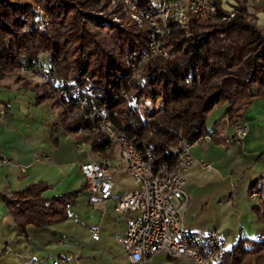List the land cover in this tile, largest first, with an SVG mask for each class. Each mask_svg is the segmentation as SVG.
I'll use <instances>...</instances> for the list:
<instances>
[{"label":"trees","instance_id":"obj_1","mask_svg":"<svg viewBox=\"0 0 264 264\" xmlns=\"http://www.w3.org/2000/svg\"><path fill=\"white\" fill-rule=\"evenodd\" d=\"M235 1L229 10L215 0L216 15L194 17L186 25L172 23L163 37L171 55L150 56L142 70L134 73L127 59L146 50L148 25L112 23L97 14L94 0H0V88L13 77L19 87L36 93L38 103L61 109L57 125L78 141L90 143L95 153L106 151L110 146L104 135L78 134L82 117L75 105L67 109L57 99L53 81L44 80L42 73L37 75L41 83L32 82L21 72L23 61L41 58L56 77L77 83L90 80L95 89L90 103L106 108L113 125L140 152L150 149L159 162L174 164L173 149L182 141L193 144L209 134L219 142L217 130L207 128L217 106L229 105L227 123L233 126L243 122L253 102L264 98V24L258 16L264 14V0ZM38 7L45 9L48 24L43 23ZM122 90L128 93L127 99L117 97ZM263 184L254 183L250 193H262ZM49 188L33 183L12 195L0 192L20 232L27 233L30 224L49 227L69 218L78 191L48 199L43 193ZM254 209L264 221V203ZM219 264H264V241L240 239L226 249Z\"/></svg>","mask_w":264,"mask_h":264},{"label":"crops","instance_id":"obj_2","mask_svg":"<svg viewBox=\"0 0 264 264\" xmlns=\"http://www.w3.org/2000/svg\"><path fill=\"white\" fill-rule=\"evenodd\" d=\"M227 2L236 4L235 0ZM26 78L42 82L37 75ZM1 97L7 113L0 121V192L12 195L33 183H45L50 186L43 193L48 199L74 191L78 196L67 220L49 227L30 224L27 233L20 232L0 199V264H50L58 258H66L67 264H133L124 239L133 216L117 212L116 204L136 184L119 147L95 153L90 143L78 141L56 124L61 109L38 103L36 93L19 87L13 77L5 80ZM228 108V104L217 106L207 120L208 130H217L219 142L192 144L194 161L184 186L190 199L186 227L198 232L216 230L226 249L240 239L254 241L264 232V221L254 209L264 203V197L252 199L250 193L254 183H264V98L253 102L245 112L243 122L248 134L240 143L232 140ZM101 156L111 159L109 175L116 184L107 200L88 189L80 169L82 162ZM203 163L210 167L204 168ZM94 230L99 233L98 239L92 237ZM142 264L196 263L160 252Z\"/></svg>","mask_w":264,"mask_h":264},{"label":"built area","instance_id":"obj_3","mask_svg":"<svg viewBox=\"0 0 264 264\" xmlns=\"http://www.w3.org/2000/svg\"><path fill=\"white\" fill-rule=\"evenodd\" d=\"M261 0H249V2ZM120 4L128 18L142 27H150V41L144 52H134L127 59L134 73H139L150 56L171 55L168 46L163 45L164 35L170 31L172 23L186 25L191 18L214 16L218 12L215 0H158L157 4L143 5L138 0H112ZM44 24H48L47 13L38 7ZM232 10V8H230ZM20 70L26 75L44 73V80L54 82V94L67 109L75 105L82 117L78 129L81 136L104 135L108 146H118L122 160L136 184L135 189L126 191L117 201L116 210L123 215H132V221L124 236L129 246V259L133 264H142L151 260L157 253L163 252L171 258H186L196 264H219L226 252L225 242L216 230L198 232L189 230L185 224V213L189 205V194L184 189L186 175L194 158L191 155V143L182 141L173 152L177 156L174 164L159 162L150 149L140 152L129 136L113 125L109 112L104 107L90 103L95 92L90 80L72 82L56 77L43 64L41 58L32 62L23 61ZM117 97L128 98L125 90L116 93ZM72 108V107H71ZM70 108V109H71ZM7 107L1 97L0 121L4 119ZM232 140L242 142L248 134L245 122L233 125ZM211 135L199 136L194 143L211 141ZM204 168L210 167L203 163ZM81 173L88 189L102 200L112 196L115 182L109 173L112 161L108 156L87 160L80 165ZM252 198L263 199L259 191L251 193ZM92 237L99 238L97 230ZM264 241V232L255 239ZM66 258H58L50 264H67Z\"/></svg>","mask_w":264,"mask_h":264},{"label":"rangeland","instance_id":"obj_4","mask_svg":"<svg viewBox=\"0 0 264 264\" xmlns=\"http://www.w3.org/2000/svg\"><path fill=\"white\" fill-rule=\"evenodd\" d=\"M94 1H95V3H93V4H95L96 7L99 8L97 11L98 12L97 14L102 16L106 20H112V23L115 22V24H125L128 21H132L130 18H128L126 16V14L122 10L120 4L113 3L112 0H94ZM154 1H155L154 4L158 3V0H154ZM221 2H222V5L226 9H229L227 6H231V4L227 2V0H221ZM253 2H258V1H253ZM253 2H250V3H253ZM249 5H251V4H249ZM96 7H91V9L95 10ZM231 8H232V6H231ZM249 10L254 11L251 6H250ZM92 12H95V11H92ZM258 16H259L260 23L264 24V14L259 13ZM104 23L107 25L109 24L107 21H104ZM256 200L258 201V199H256Z\"/></svg>","mask_w":264,"mask_h":264}]
</instances>
